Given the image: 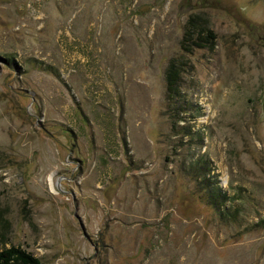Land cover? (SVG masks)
<instances>
[{"label":"rangeland","instance_id":"374dc122","mask_svg":"<svg viewBox=\"0 0 264 264\" xmlns=\"http://www.w3.org/2000/svg\"><path fill=\"white\" fill-rule=\"evenodd\" d=\"M11 246L42 264H264V0H0Z\"/></svg>","mask_w":264,"mask_h":264},{"label":"trees","instance_id":"16d2710c","mask_svg":"<svg viewBox=\"0 0 264 264\" xmlns=\"http://www.w3.org/2000/svg\"><path fill=\"white\" fill-rule=\"evenodd\" d=\"M171 78V83H173ZM199 169V168H197ZM203 169L202 173H199V178L202 176H208L211 172L210 169ZM204 183L205 180L203 179ZM210 181V180H208ZM207 189V188H204ZM207 196L209 199V204L215 209L219 216L224 219L223 222L227 223V219H233L234 213L230 211V209L226 206L227 200L230 197L224 192L222 189L216 186H209V190H207ZM0 264H42L41 260L34 256L31 252L26 251L20 246H11L8 248L0 247Z\"/></svg>","mask_w":264,"mask_h":264},{"label":"bare ground","instance_id":"6f19581e","mask_svg":"<svg viewBox=\"0 0 264 264\" xmlns=\"http://www.w3.org/2000/svg\"><path fill=\"white\" fill-rule=\"evenodd\" d=\"M51 178V183H52V187H53V189L56 191V189H55V184H54V181H53V177H50Z\"/></svg>","mask_w":264,"mask_h":264},{"label":"water","instance_id":"95a60500","mask_svg":"<svg viewBox=\"0 0 264 264\" xmlns=\"http://www.w3.org/2000/svg\"><path fill=\"white\" fill-rule=\"evenodd\" d=\"M81 220V219H80ZM83 224V223H82Z\"/></svg>","mask_w":264,"mask_h":264}]
</instances>
